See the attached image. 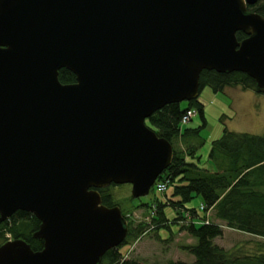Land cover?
Masks as SVG:
<instances>
[{
    "label": "water",
    "instance_id": "95a60500",
    "mask_svg": "<svg viewBox=\"0 0 264 264\" xmlns=\"http://www.w3.org/2000/svg\"><path fill=\"white\" fill-rule=\"evenodd\" d=\"M255 2L0 0V222L28 212L42 241L6 240L0 264H99L123 241L126 220L97 189L145 196L169 165L171 144L145 119L195 99L202 69L264 91Z\"/></svg>",
    "mask_w": 264,
    "mask_h": 264
},
{
    "label": "trees",
    "instance_id": "16d2710c",
    "mask_svg": "<svg viewBox=\"0 0 264 264\" xmlns=\"http://www.w3.org/2000/svg\"><path fill=\"white\" fill-rule=\"evenodd\" d=\"M248 10L264 17V2L257 0L248 6ZM235 37L241 40L245 34L238 31ZM57 78L62 84L75 80L74 75L65 68L57 71ZM204 86H208L212 92L221 91L226 86H239L243 90L264 95V91L256 90L252 78L239 71L220 73L202 69L198 76V92ZM189 107L196 110L199 124L195 128L180 129V115ZM145 124L156 136L171 144V161L157 178H168L171 193L164 201L153 196L148 203L139 205L148 208L153 203L154 214L147 222L150 227L158 229L168 227L169 223L178 224L195 240L193 244L184 246L193 256L191 262L168 260L166 264H264V253L238 255L213 243L215 237L221 236L223 226L264 238V134L234 132L223 127L221 135L209 142L207 156L214 169H208L198 165L195 161L198 155L194 156L195 149L203 143L199 131L205 127L202 104L197 97L185 101L184 106L175 102L163 105L145 120ZM178 139L182 141V147L175 145ZM107 187L97 190L101 203L112 206L115 203H111ZM194 197L200 198L202 208H199L200 205L197 208L185 206ZM166 204L175 210L172 219L164 215L163 206ZM209 208L212 209L210 216L207 214ZM38 224L39 221L32 214L16 210L0 222V244L8 239H21L32 250L40 249L42 241L32 237ZM145 224V220H142L136 226H131L127 221V233L120 244L143 233ZM6 233L9 238L5 236ZM261 244L264 245V242ZM118 246L106 250L99 264H141L135 258H123Z\"/></svg>",
    "mask_w": 264,
    "mask_h": 264
},
{
    "label": "rangeland",
    "instance_id": "374dc122",
    "mask_svg": "<svg viewBox=\"0 0 264 264\" xmlns=\"http://www.w3.org/2000/svg\"><path fill=\"white\" fill-rule=\"evenodd\" d=\"M259 2H264V0H259ZM243 91V93L236 92L233 100L223 91L212 92L208 86L202 87L198 92L197 98L202 104L205 118V127L199 131V137L204 144L198 147V152L202 154L203 159L207 154L205 153V143L218 138L223 127L235 132L264 134V95L251 90L248 95L245 90ZM180 104L184 106L185 101H181ZM198 124L199 118L195 113L185 126L186 128H195ZM181 142L178 139L174 143L177 147H182ZM106 192L111 197V203H115L114 205L118 206L121 214L126 215V222L128 221L131 226H136L142 220H145L146 223L143 233L134 238H128L127 242L118 246L123 258H135L141 264H166L176 255L180 259L186 258L181 250L189 242L190 235L174 223H169L168 227H159L158 229L150 227L147 223L149 222L148 209L139 205L148 203L153 196L159 197L163 201L166 200L170 197V187L166 188L164 194L150 189L147 195L137 198L131 197L129 184L109 185ZM198 202L199 197H194L187 205L196 206ZM163 212L167 219H172L175 216L174 208L168 204L163 206ZM198 212L202 213L199 210ZM5 236L9 238V234L6 233ZM253 241L254 239L249 235L228 230L224 231L222 237H215L213 243L225 250L227 248L232 250L234 254L242 255L243 253H252ZM184 250L186 251V249Z\"/></svg>",
    "mask_w": 264,
    "mask_h": 264
},
{
    "label": "crops",
    "instance_id": "0c3cea01",
    "mask_svg": "<svg viewBox=\"0 0 264 264\" xmlns=\"http://www.w3.org/2000/svg\"><path fill=\"white\" fill-rule=\"evenodd\" d=\"M222 91H223V93H225V94H227L230 98H231V100H233V96H234V94L236 93V92H239V93H243L244 91L240 88V87H238V86H232V87H224L223 89H222ZM246 92H247V94L249 95L251 92H250V90H245ZM230 104H232V103H230ZM186 127V126H185ZM235 132V131H234ZM248 133V132H247ZM258 135V134H257ZM260 135V134H259ZM210 142V141H209ZM204 143H202V145H203ZM206 144V152L205 153H207L208 152V148H209V143H205ZM199 149H195V155L194 156H196V155H198V156H196V157H198V158H196L195 159V161H196V163L198 164V165H200V166H203V167H205V168H208V169H214V166H213V164H212V162L208 159V156H207V154H206V156H205V159H203V157L201 156L202 154H200L199 152ZM198 198V197H197ZM200 203H202L201 202V200H200V198H199V202L196 204V206H191V205H185L186 207H196L197 208V206L198 205H200ZM211 211H212V209L211 208H209L208 209V211H207V213H208V216H210L211 215ZM211 218V217H210ZM215 221H217L218 222V220H215ZM220 222V221H219ZM233 231V232H236V233H241V232H238V231H235V230H233V229H230V228H227V227H222V234H221V236H219V237H222L223 236V234H224V231ZM242 234H245V235H248V234H246V233H242ZM250 237H252L253 239H254V241H253V251H252V253H243V254H246V255H255V254H262V253H264V245H262L261 243L262 242H264V238L263 237H259V236H251V235H249ZM189 238V242L187 243V245H189V244H193L194 242H195V240H194V238H192L191 236H189L188 237ZM215 239V238H214ZM214 239H213V241H214ZM184 247V246H183ZM183 247H182V252H183V254L185 255V257L186 258H184V259H180V258H178L177 257V255L175 256V257H173L172 258V260H181V261H184V262H191L192 260H193V256L191 255V254H189V253H187L184 249H183ZM225 249V248H224ZM226 250H230V249H226ZM231 252H232V250H230ZM168 259H170V258H168Z\"/></svg>",
    "mask_w": 264,
    "mask_h": 264
},
{
    "label": "built area",
    "instance_id": "2783aa9c",
    "mask_svg": "<svg viewBox=\"0 0 264 264\" xmlns=\"http://www.w3.org/2000/svg\"><path fill=\"white\" fill-rule=\"evenodd\" d=\"M192 114L193 111L191 109H186L180 115V119H179L180 124L186 123L189 120V118L192 116ZM167 185H168V178H164L162 180H158L157 182H155L154 189L156 192L161 193L166 189ZM199 208H202V206L200 205ZM204 223H207V221H204Z\"/></svg>",
    "mask_w": 264,
    "mask_h": 264
},
{
    "label": "flooded vegetation",
    "instance_id": "af4514ba",
    "mask_svg": "<svg viewBox=\"0 0 264 264\" xmlns=\"http://www.w3.org/2000/svg\"><path fill=\"white\" fill-rule=\"evenodd\" d=\"M256 2H257V0H256Z\"/></svg>",
    "mask_w": 264,
    "mask_h": 264
}]
</instances>
